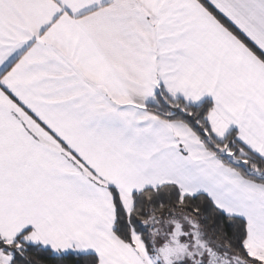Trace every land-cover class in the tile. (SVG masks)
<instances>
[{
	"label": "snow or ice",
	"instance_id": "snow-or-ice-1",
	"mask_svg": "<svg viewBox=\"0 0 264 264\" xmlns=\"http://www.w3.org/2000/svg\"><path fill=\"white\" fill-rule=\"evenodd\" d=\"M0 264H264V0H0Z\"/></svg>",
	"mask_w": 264,
	"mask_h": 264
}]
</instances>
